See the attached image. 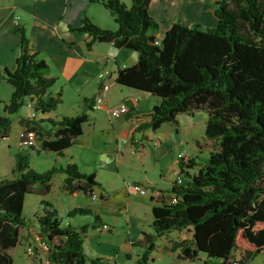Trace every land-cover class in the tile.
<instances>
[{
  "label": "trees",
  "instance_id": "trees-1",
  "mask_svg": "<svg viewBox=\"0 0 264 264\" xmlns=\"http://www.w3.org/2000/svg\"><path fill=\"white\" fill-rule=\"evenodd\" d=\"M103 2L118 28H104L86 16L78 30L91 37L89 49L94 43L110 42L138 52V61L120 69L116 80L161 98L151 118L138 129L178 124L180 113L206 110L205 137L218 145L193 173L189 169L197 165L194 158H181L184 180L172 185L175 201L154 203V232L141 231L139 242L145 241L146 249L139 261L147 263L158 235L192 226L193 241L178 242L183 256L196 259L205 252L209 264H251L249 258L264 251V0H219L215 27L174 23L161 41L155 34L159 21L149 13L150 0H133L131 7L122 0ZM18 30L21 54L15 70L5 69L14 90L8 103L0 99L6 113L0 110V138L9 136L10 116L18 114L29 99L33 112L22 117L21 123L23 131L36 132L40 149L30 145L17 152L15 175L0 178V264H12L6 249L20 242L26 225V192H37L39 187L47 193L58 172L66 174L64 187L70 194L80 190L93 194L100 184L95 173L82 172L75 163L54 165L43 172L32 168L31 151L63 155L82 134L88 114L35 119L37 113L56 110L63 103V93L49 92L56 82L48 76L50 66L33 50L26 29ZM41 204L44 212L37 214V222L49 243V261L86 264L84 233L101 221L100 214L77 205L67 215H90L94 222L64 225L51 200L42 198ZM236 250L243 257L234 258ZM98 261L92 258V264Z\"/></svg>",
  "mask_w": 264,
  "mask_h": 264
},
{
  "label": "crops",
  "instance_id": "crops-1",
  "mask_svg": "<svg viewBox=\"0 0 264 264\" xmlns=\"http://www.w3.org/2000/svg\"><path fill=\"white\" fill-rule=\"evenodd\" d=\"M122 1L129 7L133 4V0ZM217 1L219 0H150L149 13L160 24L155 32L157 39L161 41L174 23L187 26L199 25L202 29L215 27L218 23ZM86 16L104 28L111 30L118 28L114 15L104 5L103 0H0V99L8 103L12 97L14 87L8 82L5 69L13 71L17 68L22 42L18 27L21 26L26 29L33 50L39 53V58L49 64L48 76L56 79V85L61 83L60 90L63 96L68 88L75 90L83 99L84 109L80 113L88 114V120L83 123L82 134L74 138L73 144L64 150L63 155L51 150L34 151L33 154L51 152L56 158L66 157L65 163L59 162L60 164L55 165L66 166L69 163H75L82 172L95 173L97 180L100 181L93 192L97 195L93 197L92 194H86L82 190L70 194L64 187L66 174L58 172L53 175L52 186L47 193H42L39 187L35 192L38 195L37 206L32 213L35 215H31L28 220L25 217L26 225L22 228L21 234L23 229H26L28 240L39 239L41 244L48 243L47 237L40 232L37 214L44 212L42 198L51 200L56 206L47 194L52 190L53 180L58 175L62 178L60 189L64 193L81 197L82 203L69 207L68 211L77 205H85L94 208L101 216V221L90 225L84 233L86 264H92L94 257L99 258V261L94 264L115 262L142 264L139 260L146 249V243L139 240H141L142 230L154 232L153 205L162 199L170 200L174 196L171 191L173 183L178 175H184L179 153L184 152L187 159L194 158L197 165L189 169L193 173L206 163L210 152L216 150L218 145L215 149L210 148L209 143L213 140L205 137L207 117L203 124L204 133L201 139L196 141L195 152L188 151L184 140L183 121H194L199 110L193 114L180 113L177 117L178 124L165 122L170 123L169 127L163 123L156 130L152 128L139 130V124L151 118L153 107L160 104L161 98L117 82L118 71L126 66L134 65L138 61V52L131 48L115 47L110 42H97L89 49L87 42L91 40V37L78 30ZM17 17H19L18 25L15 23ZM105 69L113 71V75L107 78L110 89L106 93L105 106L95 110L91 105L100 92L98 74ZM87 82H91L93 87L90 94L86 90ZM60 90L51 91V93L54 94ZM136 96L139 100L131 103L128 113L118 118L111 116L110 107L118 106ZM29 104L31 105V100L28 99V105L22 108L24 111L19 112L15 120L12 119V129L16 124L19 132L14 149L11 147V132L7 138L3 139L7 143L8 150L11 149L14 158L17 152L27 148L20 145V136L24 128L21 118L33 112V107ZM0 107L3 108V106ZM53 112L55 110L47 114L37 113L35 119L62 117L52 116ZM42 125L48 127L49 124L43 122ZM36 147L40 149L39 144ZM173 149L176 151L172 155ZM15 162L16 159L14 163L12 161L8 163L7 168L3 166L2 170L0 167V178L9 176L8 171H11L10 176L15 175L13 171ZM30 164L35 169L32 160ZM170 170L174 174L168 180L167 173ZM105 175L109 178L105 179ZM164 180H168L167 183H162ZM136 184H139L140 188H136ZM121 192L124 198L121 204H112L111 200L116 196L115 194ZM28 193L32 192L25 193L24 208ZM59 215L64 225L68 222L76 226L94 222L90 215H87V218L80 217L84 214L67 215L63 219L60 210ZM103 224H108V227H102ZM193 239L192 226L173 228L158 235L156 246L150 251L149 259L145 264L202 262L205 264L207 259L205 252H200L196 259L185 257L181 253L178 242L182 240L192 242ZM11 247L6 249L10 255ZM15 262L12 258V264ZM24 264L63 263H51L47 252L46 258L43 257L39 261L28 258Z\"/></svg>",
  "mask_w": 264,
  "mask_h": 264
},
{
  "label": "rangeland",
  "instance_id": "rangeland-1",
  "mask_svg": "<svg viewBox=\"0 0 264 264\" xmlns=\"http://www.w3.org/2000/svg\"><path fill=\"white\" fill-rule=\"evenodd\" d=\"M87 83H88V86H86V90H88L90 94L93 87L91 86V82H87ZM60 89H61V83L57 85L55 84L49 89V92L50 93L51 91L55 92V90H60ZM63 100H64V103L61 106H59L55 110V112H53L54 115L52 116L54 117H61L63 115L72 116V115H76L80 113L84 109L83 99L79 97L76 91L71 88L67 89L65 95L63 96ZM0 110L3 113L2 108ZM22 111L24 110L21 109L20 112ZM17 115L18 114H14L12 116V119L15 120ZM207 117L208 115L205 110H199L194 118V121H191V120L183 121L184 122L183 132L185 136L184 140L187 143V144L185 143L184 144L187 146L188 151L190 150V153L195 152L196 141L198 139H201V135H203L204 133L203 124L206 122ZM165 125L166 127H169L170 123H165ZM11 133H12L11 147L12 149H14V146L17 143V140L19 137V132L17 130L16 124L14 125L13 129H11ZM4 141L5 140L0 138V167H1V170L3 169V166L7 168L8 163H10L11 161L14 163L15 161V158L13 156L11 149L8 150L9 148L7 147V143H5ZM38 144H39V141H38ZM216 146H217V142L214 140L209 143L210 148L213 147L215 149ZM22 150H26V149H22ZM173 150L174 151L172 152V155L176 151L175 149ZM33 153L34 151H31L30 160L33 161L35 169L39 170V172H43L55 164H60L59 162H64V163L66 162V157L60 156L59 158L58 157L56 158L51 152H48L47 154H44V153L43 154L42 153L33 154ZM10 172L11 171H8L9 176L11 175ZM167 174H168L167 179L169 180L171 179L174 173L172 172V170H170L168 171ZM56 176L57 177L53 180L52 190L47 195L50 199H52L56 203V206L57 208H59L63 219H65L67 217L66 211L68 212L67 209L69 207L82 203L80 200L81 197L78 195L74 196L68 193H64L60 189L62 178L58 175ZM101 176L104 177L103 175ZM106 177L109 178V176L105 175V179H107ZM168 180H164V182L162 183H167ZM115 195L116 196L111 200V203L115 205L121 204V202L124 199L122 192L119 194H115ZM37 198H38V195L35 192L27 194L26 201H25V208L23 211L27 220L31 217V215L32 216L35 215V213L34 214L32 213L37 206V201H36ZM80 217L87 218V215H82ZM25 230L26 229H23L22 231L20 242L16 246L11 247L9 250L11 252L13 260L16 261L15 264H24L25 260L28 258L30 259L32 258L35 261H39V259L42 260L43 257L46 258V255L48 252V249L45 248L43 245H41V243L39 242V239H36L37 241L35 239L28 240V236L26 234L27 231ZM233 257L234 258L243 257L242 252L240 250H236L233 253ZM249 261L251 264H264V251L256 253L255 255L249 258ZM197 264H204V262L197 263Z\"/></svg>",
  "mask_w": 264,
  "mask_h": 264
},
{
  "label": "built area",
  "instance_id": "built-area-1",
  "mask_svg": "<svg viewBox=\"0 0 264 264\" xmlns=\"http://www.w3.org/2000/svg\"><path fill=\"white\" fill-rule=\"evenodd\" d=\"M19 17H17V20H15L16 25L19 24ZM157 43H159V41H157ZM113 75V71L110 69H105L101 72H99L98 74V78H99V83H100V92L98 93V95L95 96V98L92 101V105L91 107L95 110L97 109H101L105 106V97H106V93L108 92V90L110 89V84L107 80V78H109L110 76ZM139 100V97L136 96L130 100L124 101L121 104H119L118 106L115 107H110L109 108V113L111 114V116L113 117H121L124 114L128 113L130 111V105L131 103H136ZM20 145L21 146H36L38 145V141H37V134L35 131H23L21 132V136H20ZM133 152H136V150H133ZM179 158H186L185 153L181 152L179 153ZM184 180V176L183 175H178L176 181L178 183H182ZM136 188H140L139 184L135 185ZM93 197H96V193L92 194ZM170 201H175V197L173 196ZM102 227L107 228L108 224H103ZM43 245L45 248L48 249L49 251V244L47 242H44ZM113 264H126V263H118L115 262Z\"/></svg>",
  "mask_w": 264,
  "mask_h": 264
}]
</instances>
